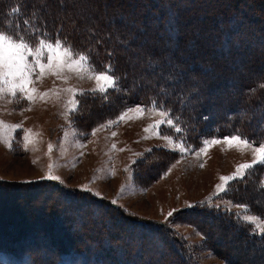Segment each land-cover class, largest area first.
I'll return each instance as SVG.
<instances>
[{
  "label": "rangeland",
  "instance_id": "obj_1",
  "mask_svg": "<svg viewBox=\"0 0 264 264\" xmlns=\"http://www.w3.org/2000/svg\"><path fill=\"white\" fill-rule=\"evenodd\" d=\"M21 2L50 22L68 23L67 28L75 29L78 36L94 35L99 42L105 40L108 46H117L123 78L129 77L139 89L141 86L143 93L160 89L161 94L169 92L174 100L176 91L186 92V103L201 104L212 112L214 117L205 130L220 124L232 108L237 111V121L244 124L251 119L250 114L261 112L264 107V97L256 99L250 95L252 91L241 90L264 74V33L260 38L254 32V25L260 20L257 17L264 20V8L260 7L264 0H154L148 6L141 0ZM244 2L253 5L246 8L242 6ZM15 6L14 10L21 9L18 2ZM240 10L247 20L245 27L240 25V31H234L229 28L228 19L233 14L239 19ZM220 20H226L224 25H220ZM170 25L175 26L173 30L168 28ZM41 30L36 32L42 35L43 27ZM228 34L239 46L222 59L221 37ZM0 35L27 45L24 92H9L10 85L4 81L18 84L20 78L5 76L6 69L0 66V190L14 192L24 185L54 182L73 194L76 191L80 196L107 200L127 216L162 224L188 251L192 264H264L261 244L251 247L243 242L237 226L210 217L191 218L203 211L221 213L264 235V229L258 227L264 225V218L244 203L252 200L264 207V175L262 179L254 178L248 192L234 194L236 183L244 182L254 168L264 164L257 162L252 150L264 144L234 133L203 137L197 145L188 144L180 136L182 131L170 111L142 104L121 108L116 116L111 115L108 112L116 106L100 103L113 91L118 101L122 88L118 78L92 66L90 52L85 55L72 51L58 41L31 42ZM56 43L61 45L56 49L59 58L50 59L54 53L47 46L55 49ZM239 59L243 60L242 65ZM172 73L175 79L170 77ZM212 73L218 74V78H209ZM98 76H107L109 80L98 81ZM181 80L182 86L173 85ZM228 81L236 82V96L231 92V97L223 102L224 88L210 93L215 84ZM88 93L98 99L92 105H83L81 98ZM29 94L31 100L27 98ZM113 97H107L105 102ZM251 101L256 102L254 106ZM242 107L249 116L238 114ZM167 129L174 130L176 135L165 133ZM232 137L247 141L249 147L241 149L223 143ZM213 140L220 143L213 145ZM243 164L251 167L238 174L237 169ZM222 177L234 178L223 181ZM37 196H31L27 203L21 204L19 199L14 204V199L1 195L0 225L15 223L26 229L43 221L38 218L54 213L55 209L70 214V207ZM82 216L84 223L90 218ZM45 230L44 227L47 233ZM89 232L79 233L86 244L89 241L91 246L102 240ZM127 236L122 234L125 240ZM54 241L49 236L37 243V264H53V257L48 256L54 254L50 245ZM149 250L144 252L147 257L139 255L135 260L149 258V264H172ZM118 260L116 264H123ZM0 264L19 263L0 255ZM61 264H82V260L74 254Z\"/></svg>",
  "mask_w": 264,
  "mask_h": 264
},
{
  "label": "trees",
  "instance_id": "obj_2",
  "mask_svg": "<svg viewBox=\"0 0 264 264\" xmlns=\"http://www.w3.org/2000/svg\"><path fill=\"white\" fill-rule=\"evenodd\" d=\"M141 1L145 3L144 6H148L150 4L149 2H153L154 0ZM15 2L21 4V9L18 8L17 10H14V8H16ZM251 5L253 4L244 2L242 6L247 8ZM260 7L264 8V6ZM35 11L36 9L33 7L32 10L25 7L21 0H1L0 33L7 34L15 39L25 40L26 38L31 42H41L44 40L58 41L72 49V51L75 50L78 53L85 55L90 52L92 59H89L94 68L108 72L111 76L119 79L122 91L121 96L117 97L118 101H115L116 91H113L112 93H109L108 96H105L103 102L100 103L103 106H109L112 104L116 106L113 110L108 112L111 115L115 114L114 116H116V113L119 112V109L121 108L142 104L145 107L151 106L157 109H166L170 111L171 115L176 120V126L182 131L180 136L184 138L188 144L197 145L199 140L203 137L220 136L225 135V133H227V135L232 133L239 134L256 144H264V107L261 112H257L254 115L250 114L251 119L248 123L244 124L237 121L238 118L235 114L237 111L235 108H232L228 111L227 116L222 122L216 124V126L212 128L213 130H205V126L210 125L214 117L212 112H210L209 107H206L209 110L207 112L205 107L201 104L198 106L194 104L192 106L190 103H186V92L185 94H181L179 90L176 91L177 98L174 100L170 98L171 96L169 92L161 94L160 89L150 90L143 93L141 86L139 89L129 77L123 78L124 70L119 67V61L122 59H120L118 55L117 46H108L104 43L105 40L104 42H99L97 36L94 35L91 36L88 34L86 36H78L75 29L69 30L67 28L69 26L68 23L59 24L57 22H50L48 18L42 17L41 14L37 16ZM240 11L239 15L241 16L239 19L233 17L234 14L228 19L229 28L234 31H240L239 26H244V23H246L247 20L246 14H243L244 11ZM172 15L173 17L176 16L175 14ZM160 16L163 17V13H161ZM254 17L257 16L254 15ZM257 18L260 20L255 23L254 32L261 35L264 33V24H261L264 20H262L260 16ZM121 20L124 22V17L121 16ZM225 21L226 20H220V25H224ZM35 27H37L36 30H39V32L42 31L41 29L43 27V34L40 35L36 30L33 31ZM174 27L175 26L170 25L168 28L173 30ZM218 35L219 34L216 36ZM262 36L263 35H261L260 38H262ZM221 38L223 44L221 49L224 54L221 55V57L224 59L225 57L227 58V55L232 49L239 45L232 42L231 38L233 37L230 36V34ZM120 39L123 41L122 38ZM132 39H135V37L133 36ZM113 48H116V50H113ZM236 55L239 56L237 52ZM240 61V64L242 65L243 60L241 59ZM170 77L174 79L176 78L173 73ZM211 77L217 79L218 74L212 73L209 78ZM181 82L183 81H175L173 85H181ZM224 82L223 84L222 82L215 84L213 86L215 87L214 89L210 88L211 94L214 91L224 88V99L222 100L221 97L223 102L231 97V92L232 96L238 94L236 91V82L228 81L225 84ZM242 89H245L247 92L252 91V94L250 95L253 98L258 99L264 97V74H262L255 83L242 86L241 90ZM112 94L114 97L111 100H108V102H105L107 97L112 96ZM95 99H98V97H94L93 93H88L85 94L84 97L82 96L81 101L83 100V105H92ZM255 103L256 102L251 101L250 105L254 106ZM244 108L245 107H242V110L238 111V114L249 116V114L243 110ZM192 115L194 116V119L191 118ZM255 125L257 126V129L254 128ZM165 133L175 134L172 129H167ZM177 136L179 137V135ZM162 166L161 170L163 171L165 168L164 163H162ZM262 175H264V164L254 168L244 182H237L234 187V194L242 195L241 193L248 192V187L252 184L251 182L253 181L254 183L256 178L262 179ZM149 179L152 180V178ZM0 191V196L4 195V197L6 196L5 198H10L11 200L14 199V204L17 203L19 199H22L20 202L21 204L27 203L31 196L38 195L37 197L41 196V199H43V197L46 199H54L55 205L56 202H58L61 205L64 204L66 208H71V211L69 212L70 214H63L61 211L55 209L54 213L49 212L45 214L44 217H39L38 220L43 221L36 222V226L33 224L27 226L26 229L23 228L22 225L18 226L15 223L1 224L0 227H3L0 228L2 231L0 232V255H3L4 258H9L13 263L16 261L19 264H37V261L39 260L35 254V249H38L39 247L37 243H41V240L51 236L55 241L52 244L48 243L51 245L53 249L52 253L54 254L47 256L53 257V264H61L65 258L73 257L74 254H78L82 260V264H116V259H119L118 261L123 264H137L138 262L149 264V258L147 260H135V257H138L139 255L147 257L146 255L148 254L145 253L144 256V252L148 249H150L149 251L151 252L154 251L158 257L168 263L192 264L191 259L188 257V251L186 253L183 246H181L180 242L175 238V234H169L165 229V226L153 221L150 222L140 218L127 216L117 205H114L107 200L98 199L90 195L85 197L80 196L76 191L73 194V192H70L69 190L62 188V186L50 181H45L38 185H24L13 190L14 192L11 190ZM261 192L264 193V190L261 189ZM9 202L14 205L11 201ZM244 203L250 207V210L253 213L258 212L259 216L264 218V207L259 206L252 200H245ZM20 207L24 209V206ZM82 215H90L89 220L87 219V222L84 223L82 221ZM199 216L210 217L221 221L224 220L231 225L237 226L241 231L242 236L240 237L243 242L251 247L261 244V248L263 249L261 252L264 254V235L256 234L250 228L242 224L239 225L234 220L232 221L231 217L226 216L225 214L203 211L199 215L191 216V218H200ZM99 218L100 222L98 223L97 219ZM70 225L73 226V229L70 228ZM95 225H98L97 231L95 230ZM37 226L38 228L36 230ZM44 227L46 228L45 231H48L47 233L44 232ZM81 230H85L86 232L90 231L89 233H94L102 240H97L94 245L90 246L88 244V240L90 239H87L88 243L86 244V242H84L86 240H84L85 238L83 234H79ZM122 234L128 235L126 240L122 237ZM84 235H86V233ZM81 236L83 238H81ZM141 240L144 242H138ZM33 243H36L34 250L31 248ZM148 244L151 245V248L147 247ZM212 250L217 252L213 248Z\"/></svg>",
  "mask_w": 264,
  "mask_h": 264
},
{
  "label": "snow or ice",
  "instance_id": "obj_3",
  "mask_svg": "<svg viewBox=\"0 0 264 264\" xmlns=\"http://www.w3.org/2000/svg\"><path fill=\"white\" fill-rule=\"evenodd\" d=\"M49 50H51L54 55L50 59H58L59 54L56 53V49H59L61 45L59 43H56L55 49L52 48V45L47 46ZM27 50V45L23 43L17 44L15 41L9 39L8 37L4 35H0V66H2L4 69H6L4 75L10 76L15 80L17 76L20 78V83H12V81L5 80L4 82L6 84H9V92L11 94H14L16 89H19L21 92L25 91V77H26V65L24 64V52ZM37 55H39V49H37ZM66 55V54H65ZM98 81H108L109 78L107 76H98L96 78ZM101 91L104 89L101 88ZM29 100L32 99L31 95L29 94L27 96ZM161 115H164L162 112ZM123 118V117H122ZM163 122V121H162ZM168 123H171V121H168ZM220 143V141L213 140L211 141V144H217ZM223 143L231 146H237L241 149L248 148L249 144L245 140H241L239 137H232L231 139H225ZM257 157V162L264 163V147L260 148H254L252 149ZM251 167V165L243 164L240 165L237 169V173L240 174L244 169H247ZM234 177H222L221 179L223 181H227L228 179H233ZM171 215V213L169 214ZM255 223V221H253ZM261 229H264V225H258Z\"/></svg>",
  "mask_w": 264,
  "mask_h": 264
}]
</instances>
